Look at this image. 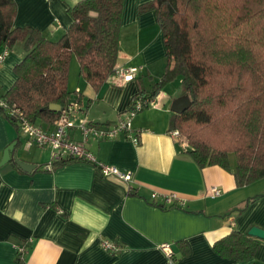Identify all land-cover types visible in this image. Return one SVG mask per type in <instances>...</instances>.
Segmentation results:
<instances>
[{"label":"crops","instance_id":"obj_1","mask_svg":"<svg viewBox=\"0 0 264 264\" xmlns=\"http://www.w3.org/2000/svg\"><path fill=\"white\" fill-rule=\"evenodd\" d=\"M14 1V26L36 28L52 40L71 23L68 7L81 0ZM149 1L123 0L116 66L139 68L133 79L111 77L99 89L82 77L73 89L68 81L69 90L76 91L70 97L76 96V106L70 103L75 124L115 123L140 88L150 90L160 80L165 69L162 33L153 10L139 11ZM24 54L22 41L8 50L0 64L1 92L14 83V67ZM164 86L158 91L162 105L184 95L167 96ZM169 112L158 106L134 117L138 144L123 134L86 141L98 161L129 173V181L103 176L94 164L80 160L45 170L50 155L43 159L37 146L26 148V138L0 112V160L17 141V157L36 165L31 172L11 162L0 165V264H19L18 258L23 264H167L160 248L164 243L173 252L170 264H264V240L249 260L222 257L213 248L231 230L264 229V178L237 186L231 172L200 168L171 134ZM68 135L81 140L77 126ZM21 146L33 152L19 155ZM212 187L220 194L211 195ZM153 193H174L181 203L163 207L160 198L151 199ZM104 240L116 241L120 248L109 253L101 245ZM21 245L25 252L19 254Z\"/></svg>","mask_w":264,"mask_h":264},{"label":"trees","instance_id":"obj_2","mask_svg":"<svg viewBox=\"0 0 264 264\" xmlns=\"http://www.w3.org/2000/svg\"><path fill=\"white\" fill-rule=\"evenodd\" d=\"M122 7L123 0H81L68 7L71 23L54 41L36 28L14 26L15 1L0 0V51L18 41L25 49L14 67V83L0 91L8 108L53 129L76 92L68 88L72 55L88 84L97 89L104 85L117 70ZM148 10L154 11L162 33L165 69L152 89L142 87L135 96L153 97L178 79L190 101L175 120L188 142L186 153L200 168L218 166L231 172L237 186L264 178V0H150L139 7L140 12ZM51 104L62 110H49ZM0 112L19 131L17 112ZM189 123L214 128L223 143L192 134L184 127ZM69 161H55L44 169ZM260 242L247 232L231 230L213 248L222 257L249 260Z\"/></svg>","mask_w":264,"mask_h":264},{"label":"built area","instance_id":"obj_3","mask_svg":"<svg viewBox=\"0 0 264 264\" xmlns=\"http://www.w3.org/2000/svg\"><path fill=\"white\" fill-rule=\"evenodd\" d=\"M7 53L8 49L0 51V64ZM138 70L139 68L137 67L117 68L112 77L121 78L123 81H129L134 78ZM161 97L160 92L156 93L153 97H145L142 95L135 96L127 111H125L115 123L109 126H100L86 121H80L78 124H75L70 115L73 106L69 104L68 108L63 111L54 123L53 129L51 130L44 129L25 118L21 113L11 110L8 108L6 101L1 97L0 108L6 110L9 115H13V113L17 112L15 114L19 123V132L26 138V148L31 145L48 147L50 150V164L63 159L80 160L94 164L103 176L113 175L120 180L129 181L131 178L129 173L121 172L114 166L106 165L98 161L96 157L87 150L85 143L90 136H93L97 140H107L117 138L120 134H123L134 144H138V133L132 128V120L142 110L158 107ZM74 126H77L80 132L81 140L79 141L72 140L68 135V130L72 129ZM171 134L175 138L179 136V132L176 129L172 131ZM50 164L47 167H49ZM210 194L217 196L220 194V189L212 187L210 189ZM157 198L161 199L163 207L181 203L180 199L174 193L164 195L151 194V199L156 200ZM101 245L109 253H114L120 248L119 243L110 240L102 241ZM160 248L168 259L167 264H170L173 260V252L170 246L164 243L160 245ZM18 251L19 254H22L25 252V247L21 245Z\"/></svg>","mask_w":264,"mask_h":264},{"label":"rangeland","instance_id":"obj_4","mask_svg":"<svg viewBox=\"0 0 264 264\" xmlns=\"http://www.w3.org/2000/svg\"><path fill=\"white\" fill-rule=\"evenodd\" d=\"M61 36V35H60ZM60 37H57L56 39H52L54 41H57ZM79 79H81V76L79 75V68H78V63L77 60L75 58L74 55H72L70 63H69V72H68V81H69V87L71 89L76 88L75 86L78 84ZM168 84V83H167ZM164 86V93H166L167 96H170L171 93H176L177 95H181L182 91H183V86L180 84L179 80H173L171 82H169L168 85ZM170 92V93H169ZM170 94V95H169ZM76 96H73L70 103L73 104V106H76ZM75 100V101H74ZM163 102L160 100L159 101V107H167V109L169 108V104L170 101H166L165 105H162ZM170 111V110H169ZM171 113V112H169ZM171 116H169V120H170ZM184 127L187 128V130L189 132H191L194 135H202V134H206L208 135V140L211 142H214L215 144L217 143H223L222 141V137H220L219 135L215 134L214 128H210V129H206L204 127H199L198 125H194L192 123L189 124H184ZM182 139V140H181ZM179 140L181 142H183V144L188 147V142L186 140H184L183 138H181V136L179 135ZM22 143L26 144V141H23ZM25 147V146H24ZM24 147L21 146V148L19 149V155L20 154H30L33 152V150H27L25 151ZM38 151L41 150L42 152V158L45 159L47 158V155H50V150L48 147H37ZM230 158V164L234 165V155L230 154L229 155Z\"/></svg>","mask_w":264,"mask_h":264},{"label":"water","instance_id":"obj_5","mask_svg":"<svg viewBox=\"0 0 264 264\" xmlns=\"http://www.w3.org/2000/svg\"><path fill=\"white\" fill-rule=\"evenodd\" d=\"M190 105V101L186 95L179 96L177 98H174L171 100L169 110L173 113L172 117L170 118L169 122V130L172 132L175 130V120L176 116L181 114L184 110H186ZM49 110L60 112L62 110L60 105L57 104H51L49 106ZM18 142L13 141L10 143L3 151L2 158L0 160V165H3L5 163H13L20 169H22L25 172H31L36 168L35 164L27 163L22 161L17 157L15 148L17 146ZM248 235L256 237L260 240H264V229L253 226L248 230Z\"/></svg>","mask_w":264,"mask_h":264},{"label":"clouds","instance_id":"obj_6","mask_svg":"<svg viewBox=\"0 0 264 264\" xmlns=\"http://www.w3.org/2000/svg\"><path fill=\"white\" fill-rule=\"evenodd\" d=\"M176 129V128H175Z\"/></svg>","mask_w":264,"mask_h":264}]
</instances>
